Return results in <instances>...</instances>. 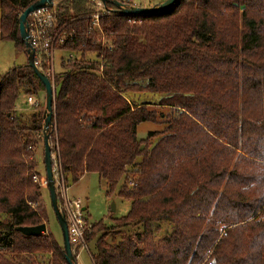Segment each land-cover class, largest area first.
Masks as SVG:
<instances>
[{
  "label": "trees",
  "instance_id": "obj_1",
  "mask_svg": "<svg viewBox=\"0 0 264 264\" xmlns=\"http://www.w3.org/2000/svg\"><path fill=\"white\" fill-rule=\"evenodd\" d=\"M35 1L0 0V40L26 57L19 15ZM103 5L100 30L89 0L57 6V47L74 57L55 72L47 130L66 181L96 172L108 197L130 201L86 233L92 263L264 264V0H177L142 15ZM21 90L44 92L27 61L0 78V264H68L51 232L17 230L48 221L34 155L45 101L18 114ZM144 121L165 126L138 139ZM162 223L173 231L154 240Z\"/></svg>",
  "mask_w": 264,
  "mask_h": 264
},
{
  "label": "rangeland",
  "instance_id": "obj_2",
  "mask_svg": "<svg viewBox=\"0 0 264 264\" xmlns=\"http://www.w3.org/2000/svg\"><path fill=\"white\" fill-rule=\"evenodd\" d=\"M162 0H150L147 2L144 0L143 4L147 5L150 3H157ZM68 56L67 52L59 49L58 47L54 50L53 60L55 66V72L60 70V60L61 58H66ZM27 61V58L24 52L18 53L15 51L14 43L11 40H0V78L1 76L12 68L15 65L23 64ZM39 97H34L32 95H27L24 90H21L17 100L15 102V110L18 114H23L24 116H29L33 113L36 106L43 105L45 101V93L40 92ZM31 96L32 101H37V104H30L27 98ZM131 100L136 101H147L149 102V106L155 107V109L159 112H168L167 107H158L154 105V101H156V95H151L147 93H130L128 96ZM165 124L162 122H149L144 121L137 126V137L138 139L145 138L148 131H158L161 130ZM42 135V133H37V136ZM43 136V135H42ZM43 142L38 141L34 148V155L37 161L36 170L38 172L40 185H41V197L39 198V202L45 205L48 209V221L46 224V231L52 233V235L58 240L62 241V234L52 210V207L49 206V191L46 183L44 182L46 171L44 165V152H43ZM54 156V153H53ZM66 185L68 186V195L71 199L80 198L85 205V215L86 218L93 223L98 220H103L105 224L108 226L112 225V221L114 218L121 217L125 215L130 208V201L126 199H122L118 196L108 197L105 193V187L102 182H100L98 174L96 172H86L82 175V177L77 182H72L70 179L66 181ZM115 202V210L111 209V200ZM29 203V202H28ZM30 204V203H29ZM264 217V216H263ZM161 232L155 233L154 240H158L157 238L165 233H170L173 231L172 225L167 223H162L160 225ZM111 228H108V231ZM126 230V229H125ZM128 232H133L131 229H127ZM110 236V235H109ZM95 238L88 241L87 249H80L76 256L77 264H93L91 261L90 253L95 251ZM73 254L76 252L73 251Z\"/></svg>",
  "mask_w": 264,
  "mask_h": 264
},
{
  "label": "built area",
  "instance_id": "obj_3",
  "mask_svg": "<svg viewBox=\"0 0 264 264\" xmlns=\"http://www.w3.org/2000/svg\"><path fill=\"white\" fill-rule=\"evenodd\" d=\"M63 0H51V5L38 8L30 12L27 16V30L29 40L34 49L35 62L39 69L43 71L50 79L53 88L55 66L53 60L54 50L59 44L63 42L64 36L61 33L62 27L56 25L55 13L58 4ZM94 8L95 12L87 17L91 21V27L99 29V18L105 12L104 5L99 0H89ZM126 6H147L144 5V0H123ZM150 2V0H146ZM151 4V3H150ZM68 56L64 59H70L74 57L72 52L68 53ZM30 104H37V101H32V97L27 98ZM52 169L54 176V185L57 194L58 206L63 214L69 236V243L75 258L80 249H87V241L85 235L90 232L92 222H90L85 215V207L80 198L71 199L68 195V186L62 172L59 161L56 155L52 154ZM34 179H37L34 176Z\"/></svg>",
  "mask_w": 264,
  "mask_h": 264
},
{
  "label": "water",
  "instance_id": "obj_4",
  "mask_svg": "<svg viewBox=\"0 0 264 264\" xmlns=\"http://www.w3.org/2000/svg\"><path fill=\"white\" fill-rule=\"evenodd\" d=\"M103 4L106 2H111L117 9L118 12L124 15H142V14H150L155 12H161L166 10L167 8L174 5L177 0H162L161 2L154 3L150 6H126L124 3L118 0H99ZM46 5H51V0H36L31 5L26 7L19 15V33L21 39L24 41L25 44V51L27 55V64L28 66L34 71L37 75L39 80L44 86V93H45V108H44V124H43V152H44V165L46 171V185L49 191V199L50 205L58 221L61 234H62V246L64 249V256L68 264H77L76 258L72 252L70 243H69V236L67 231V224L66 220L61 213L58 201H57V194L54 185V176H53V169H52V153H51V146L49 143V135L47 130L51 124V119L53 117L54 112V88L47 77V75L39 69L35 62V55L34 49L31 45L29 40L28 30H27V16L30 12L44 7ZM111 209L115 210V202L111 200ZM17 230L23 233L24 235H39L40 233L46 232V225L45 223L35 225V226H19Z\"/></svg>",
  "mask_w": 264,
  "mask_h": 264
},
{
  "label": "crops",
  "instance_id": "obj_5",
  "mask_svg": "<svg viewBox=\"0 0 264 264\" xmlns=\"http://www.w3.org/2000/svg\"><path fill=\"white\" fill-rule=\"evenodd\" d=\"M84 207H85V205H84ZM86 208V207H85Z\"/></svg>",
  "mask_w": 264,
  "mask_h": 264
}]
</instances>
